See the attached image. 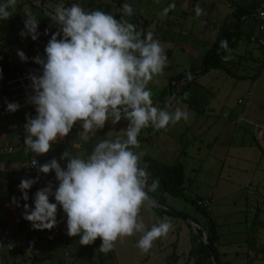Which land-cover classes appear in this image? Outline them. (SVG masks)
Instances as JSON below:
<instances>
[{
	"label": "rangeland",
	"instance_id": "obj_1",
	"mask_svg": "<svg viewBox=\"0 0 264 264\" xmlns=\"http://www.w3.org/2000/svg\"><path fill=\"white\" fill-rule=\"evenodd\" d=\"M89 1L43 0L41 9L32 0H17L16 7L9 8L12 16L0 21V57H4V51L12 55L13 50L20 47L16 34L20 29V18L25 16V7L39 20L40 36L37 40L45 51L49 42L47 35L58 27L45 8L54 11L58 4L70 7L78 3L89 11ZM239 1L244 0H123L124 4L132 6L139 21H147L143 32L151 31L168 56L163 74L154 77L148 85L154 106L167 107L169 111L180 107L189 113L188 121L181 120L169 125L167 130L143 129L138 138L140 146L134 151L144 152V156L158 163L183 165L185 193L208 201V211L220 234L217 245L222 264H245L247 249L244 241L252 234L250 219L256 209H264V152L254 126L250 124H264V65L260 74L255 76L256 66L262 63V55L255 43L249 40L251 35L257 34L256 26L245 21L244 31L232 49L235 59L239 55L250 56L249 59H237L238 65L236 63L231 68L232 72L236 69V75L212 68L203 75L177 81L171 96L163 90L170 76L182 71L194 74L200 70L201 56L212 44L219 23ZM5 2L0 0V4ZM93 2L100 6L110 5V12L132 23L131 16L120 13L115 0ZM172 3H175V9L162 17L163 9ZM197 4L204 10L200 17L195 13ZM44 16L49 19L44 21ZM239 98L244 99L242 104L237 103ZM192 102L194 104L190 107ZM20 108L14 115L6 108V117L0 116V126L20 131L28 117L25 113L27 107L21 105ZM128 123L124 119L116 125L109 121L97 131L95 137L83 141L79 139V132L83 129L78 122L69 135L78 140L82 148L70 153L86 159L85 147L93 151L101 139H115L117 134L123 138L121 130L126 129ZM110 131L112 136L108 137ZM143 157L140 165L145 168ZM43 158L38 156L39 165L47 162ZM42 175L46 177V174ZM50 202L56 203L54 196ZM166 206L194 217L205 227L203 216L182 198L167 195ZM57 215L61 219L59 228L68 244L63 243L55 248L51 242L48 251L37 248L34 258V253L30 254L27 250L22 253L5 250V254L0 256V264L6 261L9 264H66L67 260L63 257L65 251L75 258L71 264H195L190 254L194 246L191 241L192 227L189 228L188 223L179 216L170 217L147 208L141 210L140 216L147 229L161 220H168L172 225L167 235L156 239L145 253L137 247L142 233L117 241L114 248L107 252L100 251V238L90 245H81L79 236L67 235V216L59 205ZM254 235L262 240L263 228L258 227ZM247 264H264V258L259 256Z\"/></svg>",
	"mask_w": 264,
	"mask_h": 264
},
{
	"label": "clouds",
	"instance_id": "obj_2",
	"mask_svg": "<svg viewBox=\"0 0 264 264\" xmlns=\"http://www.w3.org/2000/svg\"><path fill=\"white\" fill-rule=\"evenodd\" d=\"M16 5L17 0L0 4V21L9 19V8ZM175 7V3L170 4L161 16L166 17ZM122 11L125 16L134 14L128 3L123 4ZM195 13L197 17L204 14L199 4ZM24 15L21 36H31L35 41L40 36L39 20L27 7ZM51 19L59 30L45 47L46 58H34L42 66V74L29 76L34 93L29 102L37 115L26 118L25 152L35 153V157L47 154L78 122L83 129L79 139L83 141L95 137L109 121L113 125L122 119L129 123L121 130L123 138L117 134L115 139L99 140L86 159L65 151L61 159L67 161L66 168L55 158L42 165L33 158L32 166H38L44 174L54 171L59 183L55 189L49 182L38 190L34 209L27 203L23 205V218L31 222L34 230H51L58 223L59 205L67 216V235L79 236L81 245L100 238V251L107 252L117 241L142 233L137 247L146 253L172 225L161 220L147 229L140 216L143 208L158 206L149 193L157 190L159 181L149 184V173L140 166L145 153L134 151L140 146L138 136L145 128L167 130L169 125L189 119V113L180 107L169 111L153 104L148 85L163 74L168 56L151 31L145 34L135 24L101 10L86 11L78 4L65 7L61 3L56 5ZM220 48L226 53L224 62L233 58L227 40L220 42ZM17 54L22 61H28L23 51ZM19 108L18 103L7 104L9 112ZM107 136L111 137L112 132ZM38 180L39 177L21 180L24 201ZM51 196L56 203L50 202ZM13 203L19 206L15 197Z\"/></svg>",
	"mask_w": 264,
	"mask_h": 264
},
{
	"label": "trees",
	"instance_id": "obj_3",
	"mask_svg": "<svg viewBox=\"0 0 264 264\" xmlns=\"http://www.w3.org/2000/svg\"><path fill=\"white\" fill-rule=\"evenodd\" d=\"M258 3L259 5H257ZM115 4L116 7L121 10L120 13L123 14L122 11V6L124 4L123 0H115ZM39 5L40 8L42 9L43 0H40ZM87 6L88 8H90L89 11L95 9L101 10L105 13L113 15L117 20L120 19L119 17H117L116 13L114 12L112 13L109 11L110 5L109 7L108 5L100 6L98 4H95L93 0H90ZM258 8H264V0H244L243 2L239 1L234 6L233 10H231L230 13L227 14L219 23L212 44L207 48L206 52L201 56L200 70L194 74H189L186 73L185 71H182L178 74L170 76L168 78L167 85L163 90L164 93L167 92L169 93V96H171L172 89L175 87L177 81L182 79L189 80L196 75H203L212 68L222 69L227 74L236 75V69L232 72L231 68L236 63L238 65L239 60L237 59L238 58L249 59L250 56L247 57V55H239L238 58L236 59L233 57L228 62H224L222 57L226 55V53L224 52V50L220 48V42L222 40H227L229 48L233 49L238 39H240L241 34L244 31L243 26L245 21H249V25L251 26L255 25L257 28V25L259 23V19L256 16ZM45 11L49 12L50 14L54 13V11L49 8H45ZM131 17H132V23L137 26V30L138 31L141 30L143 32V29L147 26V21L145 19H141V21H139L138 15L135 12ZM48 19L49 18L47 16H44L43 18L44 21ZM58 30L59 29L57 27V29L53 33L48 34L47 35L48 40H50L51 36L55 34ZM257 35H258V31L255 37H257ZM59 38L62 39L63 36L61 35V37ZM252 42L255 43V46H257L258 49H260L262 55V49L260 45L257 43V41L254 40ZM232 54L233 53H231V55ZM43 56L45 58L46 54H43ZM263 65H264V59L262 56V63L256 66V71L254 73L255 76L260 74ZM23 70H24L23 66L15 64L13 61L9 60L6 56L0 58V116L5 114L7 108L6 97L8 96L9 91L6 82L8 80L20 76L23 73ZM175 98H176V94L174 95V99ZM193 104L194 102L189 104V106L191 107L193 106ZM139 137L140 134L138 138ZM262 150L264 152L263 146H262ZM143 161L146 163L145 169L149 173V184H151L153 180L159 181V187L157 188V190L154 193H149V195L152 196L157 201V205H158L152 210L155 213H165L170 217L178 216L179 213L182 214V212L180 211L169 208L167 206L165 207V197L167 195L182 198L183 200L192 204L195 210L199 211V213L203 216V221L205 226L203 228L201 222H199L194 217L187 215V217L191 218L196 224H198V227H194V230L193 229L190 230L191 241L194 244L192 250L190 251V254L194 257V263L213 264V261L211 259L212 257L214 259L215 264H222L220 258L221 253L217 245L220 234L217 230L216 223L214 222L213 218L211 217L208 211V201L197 197H191L185 193L183 188V182H184L183 165L181 163H172V164L158 163L154 159L148 158L147 156L143 157ZM8 186L11 189V184L9 181H8ZM188 226L190 228L189 224ZM258 227L263 228V235H264V209L261 210L259 208L254 211V214L250 219V231L252 234H250V236L244 241L247 249L246 250L247 253L245 256L247 260L245 264L249 263L255 258H258L259 256L261 258H264V236L262 237V240H258L257 236L254 235L256 234ZM34 232L35 230L32 228L31 224L19 225L17 231L13 235V240L16 241L18 236H20L21 234H25L27 236V242L24 247H19L15 245L14 251L17 249L18 252L21 251L20 253H22L27 250L30 254H33L37 248H42V249L44 248L46 251H48L50 246L49 244L51 242L54 243L55 248L59 247V245L64 243L63 236L62 239L58 238V239L50 240L48 236L42 233L38 236H34ZM203 232H205L207 235V244L204 243V240L202 238ZM206 247L208 248L209 251H207ZM251 252L253 253V255H251ZM68 254L71 257L69 252ZM35 256L36 253H34L32 258H34ZM74 260L75 258H72V262Z\"/></svg>",
	"mask_w": 264,
	"mask_h": 264
},
{
	"label": "crops",
	"instance_id": "obj_4",
	"mask_svg": "<svg viewBox=\"0 0 264 264\" xmlns=\"http://www.w3.org/2000/svg\"><path fill=\"white\" fill-rule=\"evenodd\" d=\"M19 31L20 29L16 34L17 37L19 35ZM36 42L41 46L38 40H36ZM41 49L43 51V54H46V52L43 50V46H41ZM18 50L23 51L25 55L29 58L27 62H24L19 58L17 54ZM8 52L4 51V56H6L9 60L13 61L15 64L21 65L23 67L28 65L32 60V54L30 53L31 51L29 52L28 47H24L20 45V47L15 48L13 50L12 55H10V53ZM13 95H14V91L9 92L8 94L9 97H13ZM8 103L10 102H7V104ZM14 103H18L20 106L25 105L27 107V109H25L26 111L25 113L28 116L30 115L33 117L30 107L26 102L19 100V101H15ZM19 110H21V108H19ZM12 114L14 115V112ZM4 115L6 117V112ZM5 119L7 120V118ZM25 135L26 133L24 127H21L20 131H18L16 129H12L11 127L5 128V126L3 127L0 126V143L1 144L8 143L14 148V150L11 153L0 154V224L7 223L12 212L18 207L16 203H13V197L17 198L19 202V206L23 207L25 203L29 205L31 200L35 197L37 191L44 188V185H48L49 182H51V184L54 186L53 187L54 189L55 187H58L59 182L56 180L55 172L52 171V173L46 174V177L43 178V180L41 181V186H37L36 184H34L31 187V189L28 190L29 199L27 201L23 200V193L19 188V184L21 180L35 179V177H33L26 169H24V164L27 161L29 154V152H25V145H24ZM81 148L82 146L80 145L79 141L75 140L73 137H71V135H68V142L66 144H63L56 148H51L47 154L41 156H43L44 157L43 160L47 162L55 158L61 164V167H65L67 161L61 159L62 154L65 151L73 152L74 150H80ZM84 150H85L84 155L86 157L90 155L92 152L91 149L86 147L84 148ZM38 161L40 163L39 159ZM8 181L11 184V189L8 186ZM58 215H57V221L58 223H60L59 220L61 219ZM40 234H41L40 231L35 230L34 236H38ZM62 236H63V242L68 244L64 235ZM5 250L6 249L4 248V246L0 245V256L5 254ZM14 252L18 253L17 249ZM20 252L21 251H19V253ZM9 263L10 262L6 261L5 264H9Z\"/></svg>",
	"mask_w": 264,
	"mask_h": 264
},
{
	"label": "built area",
	"instance_id": "obj_5",
	"mask_svg": "<svg viewBox=\"0 0 264 264\" xmlns=\"http://www.w3.org/2000/svg\"><path fill=\"white\" fill-rule=\"evenodd\" d=\"M257 18L259 19V23L257 25V31L258 35L250 36L249 39L251 41L256 40L257 43L260 45L262 49V56L264 59V8H258L256 13ZM25 20L26 16L21 17L20 19V31L19 35L16 38V41L19 45L27 46L32 55L33 59L30 61L28 65L24 67L23 73L11 80H8L6 82V85L8 86V91L13 92V97H6V102L14 103L15 101L22 100L26 102L30 110L32 112L33 117L37 115L35 106L29 102V97L34 94L33 89L31 87L32 81L30 80L29 76L31 74L34 75H41L42 74V66L39 64H36L34 62V58L37 56H41L44 58L43 53L41 51V48L39 44L31 39V36L22 37L21 31L25 30ZM12 47L10 46V49ZM244 102V99L239 98L237 100V103L242 104ZM253 124L256 136L258 137V140L261 141V145L264 149V124H258V123H250ZM68 142V136L63 138L62 140H59L58 142L54 143L52 145V148L59 147L63 144H66ZM11 149V151H9ZM14 150V148L9 145L8 143H0V154L2 153H11ZM35 158L38 161V157H35V153H32L29 151L28 159L24 164V169H26L33 177L37 178L39 177L38 182L36 183L37 186H41V181L43 180L44 176L42 173L38 171V166H32V160ZM39 165V161H38ZM52 198V196L50 197ZM29 206L34 209L35 207V197L31 200ZM24 208L21 206H18L11 214L9 220L7 223H1L0 224V245L4 246L7 251H13L15 245L19 247H24L27 242V236L25 234H21L17 237L16 241L13 240V235L17 231V228L21 224H31V222L25 220L23 218ZM32 225V224H31ZM40 231V233L46 235L49 237L50 240L53 239H62V232L59 228V223H57V226L54 227L51 230H36ZM63 257L67 260L66 264H71L72 258L69 256L68 252H63Z\"/></svg>",
	"mask_w": 264,
	"mask_h": 264
},
{
	"label": "water",
	"instance_id": "obj_6",
	"mask_svg": "<svg viewBox=\"0 0 264 264\" xmlns=\"http://www.w3.org/2000/svg\"><path fill=\"white\" fill-rule=\"evenodd\" d=\"M33 1L37 4L40 3V1H38V0H33ZM46 13H47V15H49V17H51L52 14H50L47 11H46ZM178 216L181 217L182 219H184L192 227L193 230H194V227H198V224H196L191 218H189L183 214H180V213L178 214ZM202 238L204 240V243L207 244V235L205 232H203ZM206 249H207V251H209L207 247H206ZM211 259L213 261V264H215L214 259L212 257H211Z\"/></svg>",
	"mask_w": 264,
	"mask_h": 264
}]
</instances>
